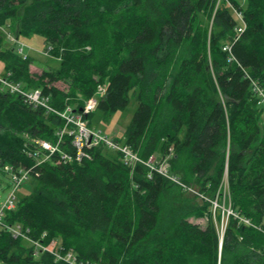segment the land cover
<instances>
[{
	"label": "trees",
	"instance_id": "1",
	"mask_svg": "<svg viewBox=\"0 0 264 264\" xmlns=\"http://www.w3.org/2000/svg\"><path fill=\"white\" fill-rule=\"evenodd\" d=\"M231 8L244 23L238 34ZM1 27L16 39L40 35L59 58L58 68L32 73L30 57L0 35L11 80L40 88L58 111L81 112L99 86L104 117L134 98L121 142L143 160L167 156L184 185L102 144L81 161L55 154L36 164L24 134L54 143L65 120L0 84V167L28 168L34 183L4 223L43 245L55 240L80 264H264V104L254 89L264 91V0H0ZM71 140L65 133L60 149L73 153ZM22 241L0 228V264H65Z\"/></svg>",
	"mask_w": 264,
	"mask_h": 264
},
{
	"label": "built area",
	"instance_id": "2",
	"mask_svg": "<svg viewBox=\"0 0 264 264\" xmlns=\"http://www.w3.org/2000/svg\"><path fill=\"white\" fill-rule=\"evenodd\" d=\"M235 13L237 15V18H239L241 23L243 24V27L237 28V31L239 33L244 29V23L242 21L241 13L238 11H235ZM6 34L7 37L12 39L14 42L17 41V39L14 38L9 32H7ZM48 48L50 49V47ZM223 49L229 50V46H224ZM19 53L22 54V48L19 49ZM22 56L25 57L24 54H22ZM9 77L10 72H4L2 75H0V84L2 90L11 94H17L22 98L24 103L34 108H43L48 112H54L65 120L64 127L56 133L57 140L54 143L41 138L27 137L25 143L23 144V153H25L29 158L34 159L36 164H40L44 161L50 160L51 157L55 154L59 155V158L63 162H71L73 160L81 161L83 158L90 157L86 149L102 144L109 149L117 151L120 155V160L124 164H127L129 166H134L137 163L144 164L150 170H156L164 176L175 181L176 183L184 186L176 177L167 174V169L164 165L158 167L154 166V156H150L147 160H143L128 144L111 139L107 135L103 134L100 130L91 128L87 125V120L85 117L87 114L95 110L98 101L96 94H103L104 86H99L97 88V93L89 99L85 100L81 112L77 113L73 112L69 106H67L63 111L56 110L50 104L49 96L43 94L40 88L26 89L21 82L11 80ZM254 89L260 95L261 101L264 104V91L258 86H255ZM65 133H68L72 136L71 144L74 147L73 153L60 149V143ZM2 168L10 175L12 181L15 183V186L0 208V225L5 227L13 237L25 238L30 240L35 249V253L49 251L60 259L68 260L70 264H80L71 251L62 253L58 250H54V246L56 244L55 240H52L47 245H43L41 242L30 238L28 235L29 229L24 228L21 224L4 223V211L14 208V200L16 198L15 191L23 180L29 179L30 175L29 169L22 166L14 169L10 165H3ZM230 212L231 211L227 209V213ZM243 221L245 223H249L248 220L244 219Z\"/></svg>",
	"mask_w": 264,
	"mask_h": 264
},
{
	"label": "rangeland",
	"instance_id": "3",
	"mask_svg": "<svg viewBox=\"0 0 264 264\" xmlns=\"http://www.w3.org/2000/svg\"><path fill=\"white\" fill-rule=\"evenodd\" d=\"M230 10L233 16L238 21V24H239L238 26L243 27V24L241 23L240 19L237 18L235 10H233L232 8ZM9 28H10L9 31L14 36L15 34L13 32L15 31L14 30L15 24ZM7 32H8V27L0 28V35L2 36V46L4 48H13L14 51L17 53H19V49L22 48V54L30 57V60H31L30 65H29L30 72L38 74L42 70L58 68L59 58L53 54H48L46 52V46L40 35L35 34L29 37L20 35L18 36L17 41L14 42L12 39L6 37ZM236 33H238L237 30H236ZM3 73H4L3 65L0 62V75H2ZM54 85H56L57 87L65 91L68 89V82L64 80H60L54 83ZM101 95L98 93L96 94V97L99 98ZM135 108H136V102L134 98H131L129 105L127 106L125 110L115 111L111 113L110 115H108L107 117H104V114L102 111L95 109V111L92 114V117L90 118L91 127L94 129L100 130L103 134L107 135L111 139L122 141L124 139V133L126 131L127 126L130 123V119H131L132 113L134 112ZM258 123L260 125L261 132L264 133V112L259 117ZM24 137L27 139V137H30V136H28L27 134H24ZM161 165H164L167 169V174L171 175L168 170L169 165L167 162V156L166 158H163L160 154L155 153L154 166L158 167ZM14 186H15V183L12 181L10 175L6 171H4L2 167H0V208L2 207L3 203L8 198L9 194L12 192ZM33 187H34V183L30 179L23 180L15 191L16 198L14 201L16 202L21 197L28 195L33 190ZM185 189L187 190V194L189 195L198 194V196L201 197V194L198 193L195 187L186 186ZM221 191H222V195H223L222 198L224 202L228 200L229 198L226 180L224 181L222 185ZM212 203H213V206L215 207L216 205L215 200H213ZM190 221L194 223H198L201 226L205 225L204 218H190ZM224 222L225 221L221 220L218 224L220 232L224 228V224H225ZM1 227L2 226L0 225V228ZM22 239L24 240L22 241L23 247L29 248L33 246L30 240L25 239V238H22ZM58 246L59 244L58 242H56L54 246V250L59 249L58 251H62L63 249ZM45 252L50 253L53 256L54 261L62 260V262H64L65 264H70L68 260L58 258L52 252H49V251H45ZM34 264H42V263H34Z\"/></svg>",
	"mask_w": 264,
	"mask_h": 264
},
{
	"label": "bare ground",
	"instance_id": "4",
	"mask_svg": "<svg viewBox=\"0 0 264 264\" xmlns=\"http://www.w3.org/2000/svg\"><path fill=\"white\" fill-rule=\"evenodd\" d=\"M45 236V235H44Z\"/></svg>",
	"mask_w": 264,
	"mask_h": 264
}]
</instances>
